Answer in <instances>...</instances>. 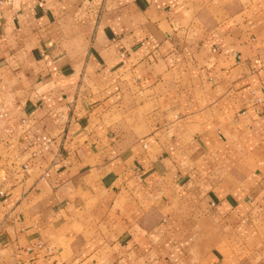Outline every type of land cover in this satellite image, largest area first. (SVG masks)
Masks as SVG:
<instances>
[{
    "label": "crops",
    "instance_id": "crops-1",
    "mask_svg": "<svg viewBox=\"0 0 264 264\" xmlns=\"http://www.w3.org/2000/svg\"><path fill=\"white\" fill-rule=\"evenodd\" d=\"M1 106L0 264H264V0H0Z\"/></svg>",
    "mask_w": 264,
    "mask_h": 264
},
{
    "label": "built area",
    "instance_id": "built-area-1",
    "mask_svg": "<svg viewBox=\"0 0 264 264\" xmlns=\"http://www.w3.org/2000/svg\"><path fill=\"white\" fill-rule=\"evenodd\" d=\"M256 102H261L260 99H256ZM11 115L8 109L4 106L0 107V142L4 144L8 149H13L16 146V128L13 124ZM15 142V143H14ZM33 146L36 148L33 152V156H39L44 153L51 152L54 146V139L44 131L37 130L34 134ZM22 169H26L24 166ZM0 199L7 201L6 192L0 189Z\"/></svg>",
    "mask_w": 264,
    "mask_h": 264
},
{
    "label": "rangeland",
    "instance_id": "rangeland-1",
    "mask_svg": "<svg viewBox=\"0 0 264 264\" xmlns=\"http://www.w3.org/2000/svg\"><path fill=\"white\" fill-rule=\"evenodd\" d=\"M15 128H16V131H17V127L15 126Z\"/></svg>",
    "mask_w": 264,
    "mask_h": 264
}]
</instances>
